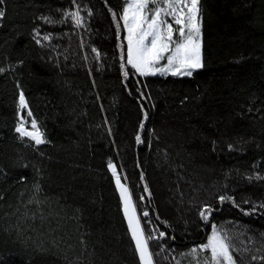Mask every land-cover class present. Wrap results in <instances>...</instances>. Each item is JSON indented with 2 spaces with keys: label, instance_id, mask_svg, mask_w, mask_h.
I'll return each instance as SVG.
<instances>
[{
  "label": "trees",
  "instance_id": "obj_1",
  "mask_svg": "<svg viewBox=\"0 0 264 264\" xmlns=\"http://www.w3.org/2000/svg\"><path fill=\"white\" fill-rule=\"evenodd\" d=\"M124 4H0V264H140L109 161L166 234L154 264H203L213 227L235 264H264V0H200L204 67L127 79ZM21 91L43 144L15 131Z\"/></svg>",
  "mask_w": 264,
  "mask_h": 264
},
{
  "label": "snow or ice",
  "instance_id": "obj_2",
  "mask_svg": "<svg viewBox=\"0 0 264 264\" xmlns=\"http://www.w3.org/2000/svg\"><path fill=\"white\" fill-rule=\"evenodd\" d=\"M2 3L3 0H0V4ZM73 3L75 4V0H73ZM124 3L125 6L119 16V21H122V27L126 32L124 37L126 51L125 45L123 43L120 45L122 49L121 60L123 61L121 68L125 79L129 75L125 64L140 76L160 74L191 77L194 71L204 67L203 16L200 9V0H124ZM4 16L5 11L0 8V19ZM64 16L71 18L76 26L83 23L78 7L76 11L65 12ZM112 16L116 20L117 14L115 12L112 13ZM43 19L46 22L53 23L47 17ZM120 27L121 24L117 23L118 31ZM43 39L48 40L50 37L44 36ZM93 51L96 52V49H93ZM97 57H99L98 52ZM0 71H3V69H0ZM19 107L22 112L28 109L22 91L19 95ZM144 116L147 119V113ZM27 117L31 118V130L26 127L27 120L25 116L20 115L15 131L21 138L28 137L36 145L45 143L44 134L40 131L37 120L30 109L27 110ZM143 127L144 124L141 122L140 128L143 129ZM136 141L137 143L142 142L140 135L136 136ZM231 147L229 145V148ZM108 168L115 179L123 205V214L131 238L134 241L140 264H154L153 253L149 249V241L163 238L166 234L160 232L158 237L145 235L144 226L141 224L131 191L126 184L121 182L116 165L109 161ZM145 190L147 191V186H145ZM219 199L223 202L225 199L232 198L221 196ZM259 207L264 208V204ZM255 210L254 207L253 211ZM211 211V207L206 205L200 215L207 220ZM245 214L250 213L246 212ZM143 216L147 217L148 213L143 212ZM198 252L210 253V256L203 259V264H235L228 237L222 235L215 227H213L207 242L200 245L199 249H191L189 255L196 257ZM196 264H201V261L197 259Z\"/></svg>",
  "mask_w": 264,
  "mask_h": 264
},
{
  "label": "rangeland",
  "instance_id": "obj_3",
  "mask_svg": "<svg viewBox=\"0 0 264 264\" xmlns=\"http://www.w3.org/2000/svg\"><path fill=\"white\" fill-rule=\"evenodd\" d=\"M124 6H125V4H124ZM150 7H151V5H150ZM124 34H125V36H126V32H125V30H124ZM162 63H164V62H162ZM157 75H160V74H157ZM25 119L27 120V123H26V127H28V129L29 130H31V128H30V123H31V119L30 118H27V117H25ZM18 134V133H17ZM19 135V134H18ZM20 136V135H19ZM25 138H27L28 140H30V141H32L30 138H28V137H25ZM33 142V145H36L35 143H34V141H32ZM121 182L122 183H124V184H126V182H125V180L124 179H121ZM126 186H127V184H126ZM128 187V186H127ZM119 192V191H118ZM122 207H123V205H122ZM138 213V212H137ZM139 215V214H138ZM141 220V219H140ZM142 224V223H141ZM151 229V231H152V234H153V236H156V237H158L157 236V232L155 231V228L154 227H151L150 228ZM217 229V228H216ZM218 230V229H217ZM212 231H213V228H212ZM212 231H211V233H212ZM146 235V234H145ZM211 235V234H210ZM147 236V235H146ZM203 254L205 255V256H210V253L209 252H203Z\"/></svg>",
  "mask_w": 264,
  "mask_h": 264
},
{
  "label": "built area",
  "instance_id": "obj_4",
  "mask_svg": "<svg viewBox=\"0 0 264 264\" xmlns=\"http://www.w3.org/2000/svg\"><path fill=\"white\" fill-rule=\"evenodd\" d=\"M166 236H164L163 238H165Z\"/></svg>",
  "mask_w": 264,
  "mask_h": 264
}]
</instances>
